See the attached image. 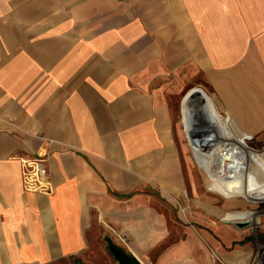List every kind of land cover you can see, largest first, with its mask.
<instances>
[{
	"label": "crops",
	"instance_id": "1",
	"mask_svg": "<svg viewBox=\"0 0 264 264\" xmlns=\"http://www.w3.org/2000/svg\"><path fill=\"white\" fill-rule=\"evenodd\" d=\"M193 70L239 132L264 133V0H0V264L85 257L116 195L181 190L159 84ZM40 155L51 195L22 185Z\"/></svg>",
	"mask_w": 264,
	"mask_h": 264
},
{
	"label": "rangeland",
	"instance_id": "2",
	"mask_svg": "<svg viewBox=\"0 0 264 264\" xmlns=\"http://www.w3.org/2000/svg\"><path fill=\"white\" fill-rule=\"evenodd\" d=\"M193 72L167 73L159 84L175 119L185 178L181 190L169 191L162 182L145 179L132 192L116 195L101 210L99 228L93 225L94 239L85 257L74 256L57 264H78L83 259L93 264H117L108 250L107 237L143 264H264V222L256 229L232 224L260 219L264 200L229 195L230 190L220 191L214 184L215 189L210 188L195 163L191 138L197 130L222 127L219 116L225 114L211 92L202 87V80L194 78L199 71ZM263 135L253 136L250 148L263 150ZM213 157L221 162L209 164L210 175L221 185L232 187L248 180L238 176L237 169L235 173L228 168L227 156L216 153Z\"/></svg>",
	"mask_w": 264,
	"mask_h": 264
},
{
	"label": "bare ground",
	"instance_id": "3",
	"mask_svg": "<svg viewBox=\"0 0 264 264\" xmlns=\"http://www.w3.org/2000/svg\"><path fill=\"white\" fill-rule=\"evenodd\" d=\"M219 117L223 123L222 127L197 130L191 138L189 145L194 153L195 163L200 166V170L210 188H214L211 185L214 184L220 191L227 193L230 190L229 195H240L243 198L261 202V200H264V196L259 198L261 194L264 195V149L257 151L250 148L249 142L253 138L244 132H239L238 127L228 114L225 116L220 114ZM216 153L223 157L227 156L225 158L227 159L226 164H229L228 168L231 171L237 169L238 176H243L248 180L232 187H227L223 183L221 185L214 176L210 175L209 169V164H212V162L214 165L221 162L219 159H215L216 157H213ZM249 179L254 181L255 185ZM245 221H250L249 227L256 229L261 218L255 221L253 219H245ZM245 221H234L232 224Z\"/></svg>",
	"mask_w": 264,
	"mask_h": 264
},
{
	"label": "built area",
	"instance_id": "4",
	"mask_svg": "<svg viewBox=\"0 0 264 264\" xmlns=\"http://www.w3.org/2000/svg\"><path fill=\"white\" fill-rule=\"evenodd\" d=\"M46 155L29 157L22 160V185L26 192L51 195L54 191L50 183Z\"/></svg>",
	"mask_w": 264,
	"mask_h": 264
},
{
	"label": "water",
	"instance_id": "5",
	"mask_svg": "<svg viewBox=\"0 0 264 264\" xmlns=\"http://www.w3.org/2000/svg\"><path fill=\"white\" fill-rule=\"evenodd\" d=\"M261 221L264 222V216L261 217ZM250 224H251L250 221L234 223V225L239 229H246V227H249ZM106 241H107L108 250L112 255V257L114 258V260L117 262V264H143L142 261H140L138 258L129 254L123 248L116 246L111 238L107 237ZM78 264H83V263L78 262Z\"/></svg>",
	"mask_w": 264,
	"mask_h": 264
}]
</instances>
